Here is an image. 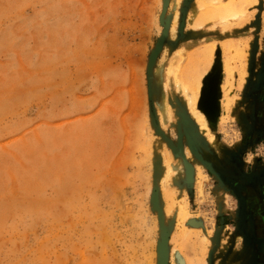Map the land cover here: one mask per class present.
<instances>
[{
	"label": "rangeland",
	"instance_id": "obj_1",
	"mask_svg": "<svg viewBox=\"0 0 264 264\" xmlns=\"http://www.w3.org/2000/svg\"><path fill=\"white\" fill-rule=\"evenodd\" d=\"M227 39L247 76L220 124ZM163 259L264 264V0H0V264Z\"/></svg>",
	"mask_w": 264,
	"mask_h": 264
},
{
	"label": "bare ground",
	"instance_id": "obj_2",
	"mask_svg": "<svg viewBox=\"0 0 264 264\" xmlns=\"http://www.w3.org/2000/svg\"><path fill=\"white\" fill-rule=\"evenodd\" d=\"M221 46H222L221 49L224 53L223 54V56H224L223 67H224V71H225L226 75L224 77V80H222V83H220L221 85L219 86L221 89V93H222L221 98H220V103H219L221 105V109H222V116L220 117V124L225 123L224 121H226V119H228L229 111H230L231 106L233 105V103L235 101V97L231 96L232 90H233L234 84H235V76L237 75V77L239 79L238 80L239 86L243 85L245 77L247 76V69H246V66H247L246 64H247V59H248V49L247 48L249 47L248 43L243 42L240 45L239 42L234 41L233 39L224 40V42H222ZM210 47L213 49L214 45H212ZM210 61H212V59H210ZM198 76H199V74L197 75V77ZM197 77H195V78H197ZM199 77L201 78V76H199ZM200 78L195 84H192L193 82L192 83H184V81H181L179 78H177V79L174 78L173 81H174L177 89H179L182 92V94L184 95V98L186 99V102L188 104V108H189L190 114L192 116V119H194L196 121L197 125L199 126V133L206 138V140L210 146H213L216 148V146L218 145V139H217L215 133L210 128L209 121L207 120L204 112L200 108H198V106L196 105V102L198 99V94L200 91V85H201L200 84L201 83ZM163 105H164V107L162 106L163 107L162 112H164L165 107H166L165 103H163ZM188 156L190 158H192V155L190 153H188ZM196 166H197L198 171L200 173V174H198V176L200 178V180L198 181V189H199V191H202L201 188H203L204 181H206V178L204 176H202L201 171H203V170H202L201 166L198 164H196ZM171 170H175V171L180 170L179 162L172 163L170 165L169 171H171ZM171 204L176 205V203H172V202H171ZM179 205H178L179 207H178V211H177V216L179 217L181 222L187 221V222H190V224L192 223L194 225V223H193L194 221L190 218V215L188 213L189 209L187 207V204L182 203Z\"/></svg>",
	"mask_w": 264,
	"mask_h": 264
},
{
	"label": "water",
	"instance_id": "obj_3",
	"mask_svg": "<svg viewBox=\"0 0 264 264\" xmlns=\"http://www.w3.org/2000/svg\"><path fill=\"white\" fill-rule=\"evenodd\" d=\"M184 22H181V25H183ZM161 48V43H158L156 45V47L151 51L150 56H149V60H148V66L150 67L152 65V63L155 60V57L158 53V51ZM219 80L217 79V77H214L212 79V82L210 84V88L208 90V93L204 96H202V101H203V111L207 114H212L213 112L216 111V109L218 108V103H217V98H218V84ZM165 259L162 260V264H165Z\"/></svg>",
	"mask_w": 264,
	"mask_h": 264
},
{
	"label": "flooded vegetation",
	"instance_id": "obj_4",
	"mask_svg": "<svg viewBox=\"0 0 264 264\" xmlns=\"http://www.w3.org/2000/svg\"><path fill=\"white\" fill-rule=\"evenodd\" d=\"M257 206H258V204H257ZM257 210V209H256ZM258 221V220H257ZM257 223H259V221L257 222Z\"/></svg>",
	"mask_w": 264,
	"mask_h": 264
}]
</instances>
